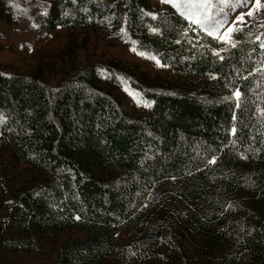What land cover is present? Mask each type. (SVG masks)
I'll list each match as a JSON object with an SVG mask.
<instances>
[{
    "label": "trees",
    "instance_id": "1",
    "mask_svg": "<svg viewBox=\"0 0 264 264\" xmlns=\"http://www.w3.org/2000/svg\"><path fill=\"white\" fill-rule=\"evenodd\" d=\"M47 12L48 28L79 35L0 68V264H264V55L249 27L220 60L215 39L147 0H51ZM96 29L205 80L81 63ZM121 85L149 111L128 114ZM237 88L240 108L224 99Z\"/></svg>",
    "mask_w": 264,
    "mask_h": 264
},
{
    "label": "rangeland",
    "instance_id": "2",
    "mask_svg": "<svg viewBox=\"0 0 264 264\" xmlns=\"http://www.w3.org/2000/svg\"><path fill=\"white\" fill-rule=\"evenodd\" d=\"M147 1L157 9L172 8L170 4L161 3V0ZM50 2L51 0L11 1L13 19L9 23L0 20V68L23 70L32 64L34 57L39 53L53 51L63 45L68 33H72L73 36L79 35L78 31H70L68 27L60 25L53 28L47 27V6ZM251 2H254V0H251ZM262 3H264V0H262ZM246 10L245 7H240L235 12H231L229 20H235L240 12ZM245 20L247 27H249L248 32L251 30V36L248 35V32L246 35L252 40H255L257 35H261L264 39V35H262L264 34V27H260V24L264 22V10L255 13L252 18L245 17ZM88 35L84 52L80 51L78 53V60L81 63L90 59H115L128 67L137 66L140 71L152 78L158 77L179 85L191 82V85L197 86L205 80V78H195L190 81L160 62L158 66L156 58L152 59V56L146 53L133 51L132 46L119 42L109 30H89ZM228 47L230 46L216 41L213 49L223 51ZM118 93L125 110L131 116L137 117L149 111L151 102L129 90L126 86H119Z\"/></svg>",
    "mask_w": 264,
    "mask_h": 264
},
{
    "label": "snow or ice",
    "instance_id": "3",
    "mask_svg": "<svg viewBox=\"0 0 264 264\" xmlns=\"http://www.w3.org/2000/svg\"><path fill=\"white\" fill-rule=\"evenodd\" d=\"M161 3L170 4L176 12L183 17L189 24V28L192 30H199L204 32L207 36L212 37L217 42L227 44L231 48H236L239 41L234 40L236 32H242L247 27L245 17H254L255 13L264 10V3L262 0H161ZM245 7L247 10L240 12L235 20H229V14L235 12L238 8ZM239 25V26H238ZM260 27H264V22L260 24ZM123 31V30H122ZM153 31H156L153 29ZM248 35L251 36V30ZM264 35V34H262ZM252 43L258 44L261 55H264V39L261 35H257ZM135 51V49H133ZM255 51V49H254ZM142 55V53H140ZM212 55L219 57L223 60L224 57L220 55V51L213 50ZM155 59V57H151ZM159 66V61L157 60ZM264 64V61H261ZM257 71L264 73V67L257 69ZM253 75L252 71H249L248 76ZM248 76L243 79H248ZM215 78V77H213ZM225 100L235 99L236 107L240 108L241 90L239 88L233 90L232 96L225 97ZM150 106V105H146ZM264 115V109H257ZM237 117L234 115L233 119ZM2 122V120H0ZM233 134L236 133V128L232 129ZM215 159L208 161L209 164H214ZM79 219V217H76Z\"/></svg>",
    "mask_w": 264,
    "mask_h": 264
}]
</instances>
